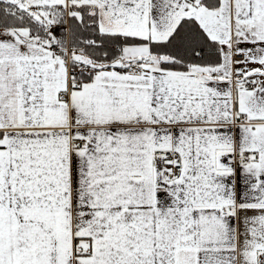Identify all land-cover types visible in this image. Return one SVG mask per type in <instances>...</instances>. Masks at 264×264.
<instances>
[{
    "label": "snow or ice",
    "instance_id": "snow-or-ice-1",
    "mask_svg": "<svg viewBox=\"0 0 264 264\" xmlns=\"http://www.w3.org/2000/svg\"><path fill=\"white\" fill-rule=\"evenodd\" d=\"M0 264H264V0H0Z\"/></svg>",
    "mask_w": 264,
    "mask_h": 264
}]
</instances>
